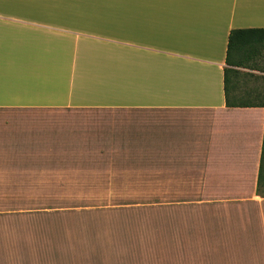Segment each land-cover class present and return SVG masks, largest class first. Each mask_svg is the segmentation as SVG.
Returning <instances> with one entry per match:
<instances>
[{
    "label": "crops",
    "instance_id": "crops-1",
    "mask_svg": "<svg viewBox=\"0 0 264 264\" xmlns=\"http://www.w3.org/2000/svg\"><path fill=\"white\" fill-rule=\"evenodd\" d=\"M247 30L264 0H0V193H145L161 252L264 264V44L226 65Z\"/></svg>",
    "mask_w": 264,
    "mask_h": 264
},
{
    "label": "rangeland",
    "instance_id": "rangeland-1",
    "mask_svg": "<svg viewBox=\"0 0 264 264\" xmlns=\"http://www.w3.org/2000/svg\"><path fill=\"white\" fill-rule=\"evenodd\" d=\"M153 199L160 203V194ZM147 200L128 192L0 193V264H189L161 252L153 226L160 216L154 211L149 228Z\"/></svg>",
    "mask_w": 264,
    "mask_h": 264
},
{
    "label": "trees",
    "instance_id": "trees-1",
    "mask_svg": "<svg viewBox=\"0 0 264 264\" xmlns=\"http://www.w3.org/2000/svg\"><path fill=\"white\" fill-rule=\"evenodd\" d=\"M264 44V30H247V31H232L229 34L228 45H227V56H226V65L240 67V63H232L231 56L233 52H237L240 56L243 54V51L249 46L254 44ZM226 70L224 75L225 83V93H226ZM226 104L230 106L228 99ZM257 193L259 196L264 198V142L261 153V162L259 168L258 176V188Z\"/></svg>",
    "mask_w": 264,
    "mask_h": 264
}]
</instances>
